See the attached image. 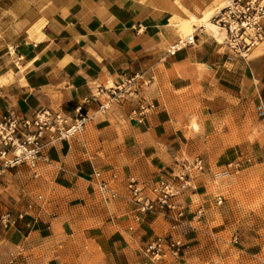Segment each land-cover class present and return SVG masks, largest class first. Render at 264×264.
Returning <instances> with one entry per match:
<instances>
[{
    "label": "crops",
    "instance_id": "1",
    "mask_svg": "<svg viewBox=\"0 0 264 264\" xmlns=\"http://www.w3.org/2000/svg\"><path fill=\"white\" fill-rule=\"evenodd\" d=\"M223 3L0 5V118L13 112L30 119L41 110L73 116L78 105L92 117L80 134L47 148L34 168L23 164L0 173V217L15 219L6 227L0 221V245L16 257L6 264H81L75 253L81 241L98 249V264H147L143 247L157 235L182 241L178 264H211V258L223 257L214 247L224 240L211 225L222 221L224 200L217 198L232 185L228 168L247 171L264 164V41L247 59L229 52L211 22ZM189 35L193 43L177 48ZM134 74L135 98L106 111H98V101L85 102L97 86ZM140 102L150 108L138 123L130 113ZM193 122L201 129H235L233 142L224 136L215 141L237 145L228 168L207 164L203 173H194L177 198L182 217L138 213L127 182H155L176 174L184 160L198 158L199 136L187 135ZM100 179L114 196L98 189ZM197 208L204 219L194 217ZM94 256L89 254L88 264H97Z\"/></svg>",
    "mask_w": 264,
    "mask_h": 264
},
{
    "label": "built area",
    "instance_id": "2",
    "mask_svg": "<svg viewBox=\"0 0 264 264\" xmlns=\"http://www.w3.org/2000/svg\"><path fill=\"white\" fill-rule=\"evenodd\" d=\"M211 22L222 33L226 49L247 59L264 41V0H224L222 6L214 11ZM192 43L193 35H189L178 40L176 47ZM138 78L139 75L134 74L122 77L110 86H97L96 94L85 102L98 101V111H106L113 104H122L127 98L138 95ZM100 96H105L103 102L98 100ZM149 108L150 105L138 103L132 109L130 118L141 123ZM91 118L81 105L74 109L73 116L41 110L27 119L8 112L0 118V173L23 164L34 168L47 148L57 141H66L80 134ZM193 171H203L201 159L182 163L176 174H163L149 184L129 180L126 189L135 210L140 214L160 211L176 218L182 217L177 198L181 190L190 186ZM95 177L100 178V173L96 172ZM98 189L114 196L103 179L99 180ZM217 199L218 202L222 200L220 196ZM203 216L202 208L194 211L197 219ZM0 221L6 227L15 219L4 214ZM182 250L180 239L171 235H157L145 244L143 255L147 264H178Z\"/></svg>",
    "mask_w": 264,
    "mask_h": 264
},
{
    "label": "rangeland",
    "instance_id": "3",
    "mask_svg": "<svg viewBox=\"0 0 264 264\" xmlns=\"http://www.w3.org/2000/svg\"><path fill=\"white\" fill-rule=\"evenodd\" d=\"M5 4L7 0L0 2V5ZM213 31L216 33L217 29L213 28ZM233 131L235 129L231 127L201 129L193 122V128L187 135L189 137L195 134L199 136L196 151L203 163V171L200 173L204 172L207 164L217 167L224 165V169L228 168V163L232 161L230 152L237 145L226 143L221 146L215 141L224 136L225 142L228 140L233 142L235 140L231 137ZM220 153L223 159L217 161L216 157H219ZM206 157H209L208 161ZM192 162L193 160L183 161V163ZM228 169L232 175L230 182L232 185L226 187L225 193L220 195L224 200V203L220 205L223 207L220 210L222 221H217L218 223L211 221L213 222L211 230L218 232L224 240L223 246L214 247L215 251L222 250L223 257L211 258V264H264V164L247 171H241L234 164ZM194 173L193 171L192 176ZM204 218L205 214L199 220ZM77 244L78 248L75 253L80 258L81 264H88L90 253H94L95 256L92 258L96 257L95 261L99 263L98 249L95 251L94 247L85 241L77 242ZM9 260L15 261L16 257L9 254L7 245H0V264H6Z\"/></svg>",
    "mask_w": 264,
    "mask_h": 264
},
{
    "label": "bare ground",
    "instance_id": "4",
    "mask_svg": "<svg viewBox=\"0 0 264 264\" xmlns=\"http://www.w3.org/2000/svg\"><path fill=\"white\" fill-rule=\"evenodd\" d=\"M211 27H213V26H211Z\"/></svg>",
    "mask_w": 264,
    "mask_h": 264
}]
</instances>
